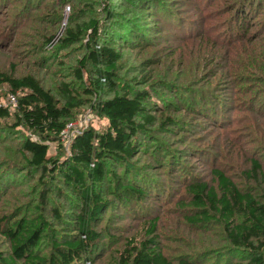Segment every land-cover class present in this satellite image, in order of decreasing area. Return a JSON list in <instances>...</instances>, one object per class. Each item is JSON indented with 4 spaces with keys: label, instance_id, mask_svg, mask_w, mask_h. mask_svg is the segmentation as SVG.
Here are the masks:
<instances>
[{
    "label": "rangeland",
    "instance_id": "rangeland-1",
    "mask_svg": "<svg viewBox=\"0 0 264 264\" xmlns=\"http://www.w3.org/2000/svg\"><path fill=\"white\" fill-rule=\"evenodd\" d=\"M254 2L258 11L246 30L238 31L228 12L233 0H0L1 70L15 78L35 77L58 101L62 84L76 87L78 101L65 135L59 143H47L50 158L68 159L78 134L85 129L101 134L109 126L92 111V99L75 77L88 38L65 45L68 29L98 23V38L121 57L118 91L144 93L147 112L156 118L135 158L110 164L147 196L129 206L105 198L108 205L92 225L99 236L91 264H115L131 239L155 241L171 264L237 263L222 226L189 221L196 214L188 189L197 183L216 188L218 170L241 191L264 200V180L249 174L252 161L264 172V0ZM230 71L246 80L237 84ZM1 93L13 112L10 92L3 87ZM18 132L0 148V157H10L12 140H37L21 128ZM51 174L27 169L8 175L0 186V221L42 216L60 236L64 222L83 204ZM2 231L0 225V250L9 254ZM41 252L50 254L48 242Z\"/></svg>",
    "mask_w": 264,
    "mask_h": 264
},
{
    "label": "trees",
    "instance_id": "trees-1",
    "mask_svg": "<svg viewBox=\"0 0 264 264\" xmlns=\"http://www.w3.org/2000/svg\"><path fill=\"white\" fill-rule=\"evenodd\" d=\"M254 3V0H233L228 12L233 14L232 21L237 22L238 31H245L254 12L258 11L254 9ZM146 15L143 12V16ZM88 31L91 33L85 37ZM85 38H88V50L77 63L75 77L83 82V93L92 99V111L105 118L109 126L101 134L93 129L83 130L73 140L71 156L64 161L48 156L47 143H59L64 136L78 101L76 87L62 84L61 101H58L35 77L15 78L0 68V148L11 136L21 134L16 133L19 128L37 138L22 137L19 142L10 141L13 145L10 157H0V186L8 175L27 169L40 171L43 176L56 173L64 186L80 196L83 204L79 214H72L71 221L64 222L66 227L60 236L53 234L50 224L42 216L28 219L17 215L1 219L2 232L10 242V253L0 250V264H91L99 236L92 225L108 205L105 198L129 206L143 203L147 196L143 189L126 184L121 175L113 172L110 164H125L134 159L142 138L149 134L148 128L154 126L156 118L147 112L144 93L118 91L115 78L121 57L98 38L96 21L68 29L64 42L65 45L78 44ZM230 74L237 84L246 80L238 72L233 71L232 75L230 71ZM3 87L16 97L13 112L2 103ZM109 93H113V97H108ZM168 124L169 121L164 123ZM252 167L249 174L264 180L259 162L252 161ZM213 174L216 188L203 183L189 186L191 205L196 214L189 221L197 226L209 223L222 226L228 250L237 260L235 264H264V200L241 191L223 172L217 170ZM46 197H42L43 201ZM58 220L61 222V217ZM148 224L149 233H153L156 221ZM47 242L51 252L45 256L41 251ZM115 264L171 263L155 241L131 239L117 254ZM178 264L196 263L185 259Z\"/></svg>",
    "mask_w": 264,
    "mask_h": 264
},
{
    "label": "built area",
    "instance_id": "built-area-1",
    "mask_svg": "<svg viewBox=\"0 0 264 264\" xmlns=\"http://www.w3.org/2000/svg\"><path fill=\"white\" fill-rule=\"evenodd\" d=\"M9 102H10V104L15 106L16 105V97L15 96H11L10 99H9ZM65 133H66V131H65ZM65 133H64V135H65Z\"/></svg>",
    "mask_w": 264,
    "mask_h": 264
}]
</instances>
